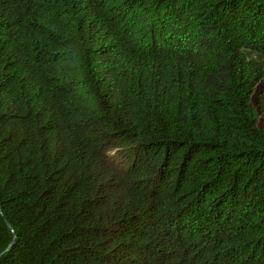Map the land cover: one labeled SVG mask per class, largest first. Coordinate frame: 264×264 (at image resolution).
<instances>
[{
	"label": "trees",
	"instance_id": "1",
	"mask_svg": "<svg viewBox=\"0 0 264 264\" xmlns=\"http://www.w3.org/2000/svg\"><path fill=\"white\" fill-rule=\"evenodd\" d=\"M264 0H0V264H264Z\"/></svg>",
	"mask_w": 264,
	"mask_h": 264
},
{
	"label": "rangeland",
	"instance_id": "2",
	"mask_svg": "<svg viewBox=\"0 0 264 264\" xmlns=\"http://www.w3.org/2000/svg\"><path fill=\"white\" fill-rule=\"evenodd\" d=\"M248 57H252L260 61L264 65V55L255 51L246 50L245 51ZM264 89V79L260 80L251 95V101L254 105L258 103V95Z\"/></svg>",
	"mask_w": 264,
	"mask_h": 264
}]
</instances>
